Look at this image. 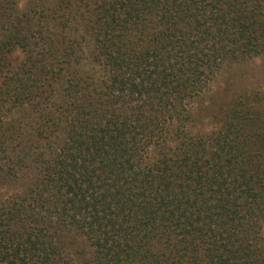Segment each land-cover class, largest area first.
<instances>
[{
    "label": "trees",
    "instance_id": "16d2710c",
    "mask_svg": "<svg viewBox=\"0 0 264 264\" xmlns=\"http://www.w3.org/2000/svg\"><path fill=\"white\" fill-rule=\"evenodd\" d=\"M261 56L264 0H0V264H264V93L204 105Z\"/></svg>",
    "mask_w": 264,
    "mask_h": 264
},
{
    "label": "rangeland",
    "instance_id": "374dc122",
    "mask_svg": "<svg viewBox=\"0 0 264 264\" xmlns=\"http://www.w3.org/2000/svg\"><path fill=\"white\" fill-rule=\"evenodd\" d=\"M209 89L208 95L204 100L205 107L209 106L206 104L208 100L214 99L216 102H220L222 99L227 98V96L228 98L233 97L235 93L241 94L254 90L264 93V56L246 63L237 64L226 70L224 69L214 79ZM210 123L211 121L209 119L205 120L204 125H200V129H204L205 127H207L206 129L212 128ZM208 125L211 126L208 127ZM17 188L18 186L15 185L8 186L3 191L12 194Z\"/></svg>",
    "mask_w": 264,
    "mask_h": 264
}]
</instances>
